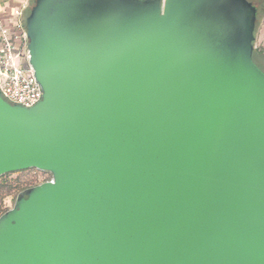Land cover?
Masks as SVG:
<instances>
[{
	"label": "water",
	"instance_id": "water-1",
	"mask_svg": "<svg viewBox=\"0 0 264 264\" xmlns=\"http://www.w3.org/2000/svg\"><path fill=\"white\" fill-rule=\"evenodd\" d=\"M43 97L0 89V264H264V70L251 0H31ZM25 20V19H24Z\"/></svg>",
	"mask_w": 264,
	"mask_h": 264
},
{
	"label": "built area",
	"instance_id": "built-area-1",
	"mask_svg": "<svg viewBox=\"0 0 264 264\" xmlns=\"http://www.w3.org/2000/svg\"><path fill=\"white\" fill-rule=\"evenodd\" d=\"M27 4L15 9L11 22L0 14V89L12 104L31 107L43 97L42 88L28 64V36L24 24ZM35 173H41L37 169Z\"/></svg>",
	"mask_w": 264,
	"mask_h": 264
},
{
	"label": "rangeland",
	"instance_id": "rangeland-1",
	"mask_svg": "<svg viewBox=\"0 0 264 264\" xmlns=\"http://www.w3.org/2000/svg\"><path fill=\"white\" fill-rule=\"evenodd\" d=\"M29 12H26L24 21ZM264 18L260 22V25L256 32V48H264V29H262V24ZM261 59L264 60V54ZM51 179V175L46 172L35 173L34 170H26L20 172L9 173L5 178L0 177V217L12 209L15 205L16 198L18 194L29 187L36 186Z\"/></svg>",
	"mask_w": 264,
	"mask_h": 264
},
{
	"label": "crops",
	"instance_id": "crops-1",
	"mask_svg": "<svg viewBox=\"0 0 264 264\" xmlns=\"http://www.w3.org/2000/svg\"><path fill=\"white\" fill-rule=\"evenodd\" d=\"M29 1L31 0H0V14L6 22H11L14 10L22 7L23 4H27ZM262 29H264V22Z\"/></svg>",
	"mask_w": 264,
	"mask_h": 264
},
{
	"label": "trees",
	"instance_id": "trees-1",
	"mask_svg": "<svg viewBox=\"0 0 264 264\" xmlns=\"http://www.w3.org/2000/svg\"><path fill=\"white\" fill-rule=\"evenodd\" d=\"M254 5L257 7V29L260 25V22L264 18V0H251ZM264 54V49L256 48L254 51V60L255 62L264 70V60L261 59ZM8 174L4 175L6 178Z\"/></svg>",
	"mask_w": 264,
	"mask_h": 264
}]
</instances>
